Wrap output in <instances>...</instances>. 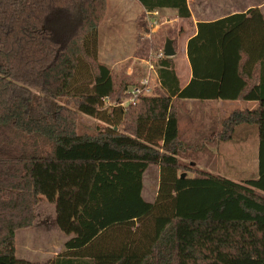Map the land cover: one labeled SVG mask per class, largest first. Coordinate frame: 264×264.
Returning <instances> with one entry per match:
<instances>
[{
	"label": "trees",
	"instance_id": "16d2710c",
	"mask_svg": "<svg viewBox=\"0 0 264 264\" xmlns=\"http://www.w3.org/2000/svg\"><path fill=\"white\" fill-rule=\"evenodd\" d=\"M148 13L186 0H137ZM106 0H0V264L16 257V233L44 198L65 236L44 264H264V16L257 7L200 22L186 44L190 82L181 89L172 58L158 62L159 87L134 106H116L134 84H115L98 61ZM36 92L35 96L30 93ZM256 102L218 134L254 126L256 179L236 183L188 170L174 100ZM77 114L97 120L76 131ZM159 169L154 202L142 197L147 168Z\"/></svg>",
	"mask_w": 264,
	"mask_h": 264
},
{
	"label": "rangeland",
	"instance_id": "374dc122",
	"mask_svg": "<svg viewBox=\"0 0 264 264\" xmlns=\"http://www.w3.org/2000/svg\"><path fill=\"white\" fill-rule=\"evenodd\" d=\"M209 1L222 4L223 0ZM236 1L239 9L243 11L253 7L264 10V0ZM106 5L105 19L98 29L97 56L100 63L111 69L114 82L118 85L124 78L130 76L128 67L132 58H144L149 52L163 51L165 40L176 39L181 31H178V24L172 21L174 18L161 14L146 15L136 0H106ZM213 12L214 15H208V18L221 16L226 11ZM147 34L150 36L149 39L144 38V35ZM173 44L176 45V40ZM178 51H180V47ZM175 57L176 55L172 57L173 61ZM138 75L139 72H135L132 75L133 80ZM179 75L181 78L183 77V74ZM30 94L35 96L36 92ZM184 111L186 113V109ZM97 124V120L77 114V133L93 134ZM251 128L254 131L249 140L253 144V148H250L246 153L236 155L238 163L234 167L235 174L239 171L242 173L240 169H243L242 176L244 177L226 176L228 180L236 181L239 184L246 181L251 173L258 172L257 144H259V140L256 128ZM187 156V154L179 155V161L186 167H188ZM156 168H158L156 165L149 166L142 190L143 198L149 203L154 202L158 190L159 181L156 178ZM183 173H185V177H190L188 170L179 172V174ZM34 216L35 220L30 228L19 230L16 233V257L31 263L44 264L61 254L64 251V243L71 237L63 235L58 230L55 224L54 207L44 198L34 208Z\"/></svg>",
	"mask_w": 264,
	"mask_h": 264
},
{
	"label": "crops",
	"instance_id": "0c3cea01",
	"mask_svg": "<svg viewBox=\"0 0 264 264\" xmlns=\"http://www.w3.org/2000/svg\"><path fill=\"white\" fill-rule=\"evenodd\" d=\"M186 1L190 11L189 19L178 18L176 11L173 9H160L150 14L146 12L136 0L137 4L142 8L146 15H169L170 18H174L172 21H175L178 24V31H181V33L176 39H172V41L174 43L176 40V45L173 44V50L176 55L174 58V71L181 89H183L191 80V69L186 56V44L187 41L196 34L197 23L213 22L229 15L244 13L249 9H245L244 11L239 9L236 0H223L222 4L218 2L214 3L209 0ZM213 11L226 12L221 16L208 18V15H214ZM260 11L264 16V10L260 8ZM179 47L180 51H178ZM179 74H183V77L181 78ZM173 106L178 121V135L179 141L182 144V154H187L189 156H187V165L190 175L188 178H194L197 172L219 176L225 179H227L226 176L233 175H236V177L238 176V178L244 177L242 176L243 169H240L242 173H240V171L239 173H234V167L238 163L236 155L246 153L250 148H253V144L250 143L249 139L254 131L251 127L254 126H237L232 140L229 142L220 141L218 139V134L222 122L228 118L232 112L236 110L254 109L257 107V103L244 101H198L182 99L174 100ZM247 106H249V108H247ZM185 109L186 113L184 111ZM182 122L183 124L181 125ZM258 150L259 144H257V152ZM148 168L143 175V186ZM155 171L156 178L159 181V169L156 168ZM257 175V171L256 173H251V176L246 180L256 179Z\"/></svg>",
	"mask_w": 264,
	"mask_h": 264
},
{
	"label": "built area",
	"instance_id": "2783aa9c",
	"mask_svg": "<svg viewBox=\"0 0 264 264\" xmlns=\"http://www.w3.org/2000/svg\"><path fill=\"white\" fill-rule=\"evenodd\" d=\"M145 39L150 36L144 35ZM164 58L163 51L160 50L156 53L149 52L144 58H132L130 66L128 67V75H134L139 72L135 77L134 84L127 88V97L116 106L126 108L127 106L137 105L141 98L152 97L155 95V90L159 87L158 81V62Z\"/></svg>",
	"mask_w": 264,
	"mask_h": 264
},
{
	"label": "water",
	"instance_id": "95a60500",
	"mask_svg": "<svg viewBox=\"0 0 264 264\" xmlns=\"http://www.w3.org/2000/svg\"><path fill=\"white\" fill-rule=\"evenodd\" d=\"M163 55L166 58L174 57L175 52L173 50V41L172 40H169V39L165 40V44L163 47ZM184 177H185V173L181 174V178H184Z\"/></svg>",
	"mask_w": 264,
	"mask_h": 264
}]
</instances>
